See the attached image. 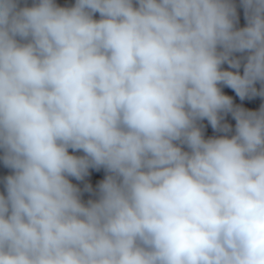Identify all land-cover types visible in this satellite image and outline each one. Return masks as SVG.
<instances>
[{
    "label": "clouds",
    "instance_id": "9594fccd",
    "mask_svg": "<svg viewBox=\"0 0 264 264\" xmlns=\"http://www.w3.org/2000/svg\"><path fill=\"white\" fill-rule=\"evenodd\" d=\"M0 164V264H264V0H0Z\"/></svg>",
    "mask_w": 264,
    "mask_h": 264
}]
</instances>
